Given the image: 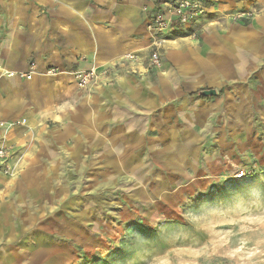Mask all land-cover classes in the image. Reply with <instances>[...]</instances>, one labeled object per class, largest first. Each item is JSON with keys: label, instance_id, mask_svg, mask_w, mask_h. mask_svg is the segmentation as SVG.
I'll return each instance as SVG.
<instances>
[{"label": "crops", "instance_id": "0c3cea01", "mask_svg": "<svg viewBox=\"0 0 264 264\" xmlns=\"http://www.w3.org/2000/svg\"><path fill=\"white\" fill-rule=\"evenodd\" d=\"M201 1L207 17L156 41L147 25L158 0H0V69L67 72L0 80V147L24 155L14 179L0 170V264L39 249L33 227L42 210L66 209L68 187L86 196L126 177L145 194H174L201 162L211 176L223 171L225 130L247 146L248 115H264V0ZM155 50L161 66L151 69ZM92 68L98 78L79 89L70 73ZM209 89L217 95L202 97ZM23 118L30 130L9 131L8 146L1 127Z\"/></svg>", "mask_w": 264, "mask_h": 264}, {"label": "rangeland", "instance_id": "374dc122", "mask_svg": "<svg viewBox=\"0 0 264 264\" xmlns=\"http://www.w3.org/2000/svg\"><path fill=\"white\" fill-rule=\"evenodd\" d=\"M239 13L233 19L244 12ZM49 69L31 62L26 72L48 80L54 77ZM42 88L47 90V83ZM38 100L46 109L48 98ZM263 117L248 115L247 146L235 144L240 130H225L223 171L211 176L207 165L199 163L188 183L195 191L186 192L187 185L174 194H145L126 177L113 179L98 193L88 187L86 196L78 186L68 187L76 193L63 204L66 209L41 211L40 225L33 227L40 234L39 249L26 254L24 264H264ZM30 127L27 118L7 121L1 127L3 142L11 145L5 137L9 131ZM21 150L9 148L12 179L24 156ZM241 172L245 176L237 180Z\"/></svg>", "mask_w": 264, "mask_h": 264}, {"label": "built area", "instance_id": "2783aa9c", "mask_svg": "<svg viewBox=\"0 0 264 264\" xmlns=\"http://www.w3.org/2000/svg\"><path fill=\"white\" fill-rule=\"evenodd\" d=\"M210 13V7L201 0H171L162 3L159 10L154 14L153 18L147 25V31L157 41L159 37L169 34H174L178 31H186L191 28L193 22L199 21L207 17ZM250 14L237 15L234 20L250 17ZM138 56L135 53L126 54L124 60H137ZM149 68H159L161 66V57L157 50L150 55ZM49 74L58 76L67 74L58 68L49 69ZM77 80L79 87H87L97 78V70L92 68L88 71H78L70 73ZM20 78L23 80H31L33 72L17 73L0 69V80L3 78ZM10 152L7 146L0 147V170L3 176L13 177L14 168L9 164ZM244 172L235 176L237 180L244 178Z\"/></svg>", "mask_w": 264, "mask_h": 264}, {"label": "water", "instance_id": "95a60500", "mask_svg": "<svg viewBox=\"0 0 264 264\" xmlns=\"http://www.w3.org/2000/svg\"><path fill=\"white\" fill-rule=\"evenodd\" d=\"M217 95V91L213 89L202 91L201 96L204 98L215 97Z\"/></svg>", "mask_w": 264, "mask_h": 264}, {"label": "trees", "instance_id": "16d2710c", "mask_svg": "<svg viewBox=\"0 0 264 264\" xmlns=\"http://www.w3.org/2000/svg\"><path fill=\"white\" fill-rule=\"evenodd\" d=\"M169 1H171V0H158V3H166V2H169Z\"/></svg>", "mask_w": 264, "mask_h": 264}]
</instances>
